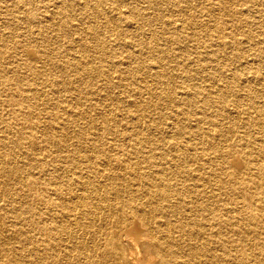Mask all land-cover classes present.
Instances as JSON below:
<instances>
[{
    "label": "bare ground",
    "instance_id": "bare-ground-1",
    "mask_svg": "<svg viewBox=\"0 0 264 264\" xmlns=\"http://www.w3.org/2000/svg\"><path fill=\"white\" fill-rule=\"evenodd\" d=\"M137 1L19 0L18 6L13 3L5 4L0 15V26L3 27L0 29V60L11 57L6 53L12 52L11 59L16 65L10 66L14 71L11 74L5 72L6 68L0 65V110H4L0 112V212L7 213V202L14 208L11 190L16 188V184L19 186V182L36 199L35 207L29 204L25 208V213H28L25 228L27 233L32 232L28 235V240L21 239L25 235L23 225L5 228L1 224V214L4 213H0V263L1 258L5 257L8 264H20L21 261L28 264H57L66 255L72 260L68 264H103V252L97 256L94 245L85 252L86 242L80 236L89 231L102 232V227L97 230L93 223L95 221L96 224L100 217V212L97 211L100 203L111 196L118 199L122 210L129 211L144 225H148L150 231L154 232L155 228L150 223L156 224L155 218L163 226L162 236L153 234V242L150 244L167 264L264 262L253 252H247L235 244H228L227 240L233 238L241 243L248 240L252 247L264 249V98L263 101L259 100L264 97L263 57L247 69L240 66L225 70L220 68V72L226 71L231 75L225 84L210 81L199 86L193 82V78H189L192 90L186 89L189 91L187 96L184 94L177 100L179 109L174 113L168 129L163 130L160 127L154 136L149 132L156 127L151 118L147 126L149 130L144 133L135 131L133 123L141 120L144 112L136 101L131 100V104L138 107L135 111L139 114L131 116L130 129L126 132L127 142L114 140L112 147L115 149V158L107 142L98 143V138L82 135L83 132L78 130L75 132L78 144L70 147L65 144L68 135L64 128L71 129L72 134L75 130L73 121L66 120L65 115L76 121L85 119L87 126L98 121L105 124V129L108 128V123L117 120L113 109L109 111L113 119L104 112L91 114L98 109V98L103 100L110 97L103 85L109 84L110 88L123 85V77H134L140 83L136 87L137 93L142 95L148 89V81L136 72L143 68L146 70L141 55L149 51L152 53L158 48L153 45L157 42L152 35L139 40V50L131 55L133 65L129 64L124 70L117 69L120 73L117 81H112V75L104 73L98 64L106 49L96 40L102 20H98L102 8L109 5L115 9V15L103 18L110 27L133 23L138 33L142 24H151L153 19L145 15ZM161 1L166 2L170 9L178 6L180 2L159 0ZM157 2L150 0L147 3L148 6H153ZM220 5L225 6L224 2ZM14 8L20 12L19 17L14 14ZM49 8L51 10H47ZM205 10L208 11H205L206 20H213L214 23L211 25L212 23L203 22L204 25L210 24V28H204L215 43V48L209 51L211 43L203 48L208 51L207 61L218 65V46L223 47L228 40L232 45L230 56H233V60L240 57V52H234L235 48L239 49L240 42L234 35L225 32L228 21L224 20L229 16L231 21L241 22L238 14L240 12L229 11L215 15L210 8ZM253 16L254 21H257L256 26L259 27L258 17ZM173 20L175 19L169 21V25L185 31L187 27L182 20L179 23ZM189 21L192 23V18ZM244 24L247 25L246 22ZM261 26L263 29L260 35L263 36L264 24ZM3 30L7 31L2 33ZM180 31L175 32V41L180 42ZM113 35L114 32L109 34ZM61 38H67V48L78 57L66 58L63 62L55 60L54 54L62 53L63 47L58 41L54 44L55 39ZM258 39L261 41L250 43L258 52L264 53V39ZM30 47L38 50L46 67L68 72L69 79L60 81L55 72L50 73L22 61L21 54L24 55ZM189 51L188 48L185 50L188 53ZM192 53L196 55L199 51ZM88 56H91L90 60ZM97 58L99 61L95 62ZM17 68L29 71L30 78L20 74ZM249 68L256 85L245 88L244 74ZM190 73L188 70L186 74ZM151 75L156 85L163 84L165 73L159 65L151 70ZM102 76H106L105 79ZM33 79H36V85L43 81L57 83L63 90L60 92L68 93V97H64L60 105V102L48 96L43 86L33 84ZM72 79H75L74 83L71 82ZM92 79L100 80L102 89L93 95L82 96L83 84L87 86ZM6 90L10 93L5 94ZM154 93L158 98L166 97L169 102L175 103V99L169 97L171 95L168 91L162 89ZM92 96L97 98L92 99ZM229 98H234L232 105L236 109V116L227 125L216 115L213 117L210 112L214 109L217 112L219 105L227 103ZM178 113L181 118L177 117ZM188 113L192 116L194 113L198 115L190 118ZM47 116L57 125L43 126L41 122ZM218 116H224V112H220ZM191 120L195 123L192 124ZM184 122L191 125L186 124V129ZM256 130L258 133L253 136ZM119 133L116 132L117 135ZM34 140L40 144L45 142L46 146L61 148L60 152L45 154L44 149H41L35 156L31 152ZM236 155L244 161L243 172L248 175L250 169L256 167L255 175L263 179V183L252 189L248 188L249 175L241 180L239 186L229 181L238 177L233 168L235 160L232 158ZM97 163L105 165L99 172L95 170ZM171 178H179V183L173 185ZM129 180L133 182L130 184ZM209 184H213L211 186L217 190L220 187L226 188L231 197L226 199L220 194L213 195V192L205 191ZM244 192L249 194L248 200L243 198ZM124 193H127L126 197ZM89 195L96 196L98 202L85 204ZM208 200H212V203ZM136 224L135 220L132 228H126L120 233L121 239L131 245L127 249L129 263L155 264L156 256L140 246L142 236L135 232L134 229L138 227ZM107 228L108 226L104 227ZM19 250L25 252L23 256L18 253ZM204 251L208 255L203 253L204 257L200 255L196 261V255Z\"/></svg>",
    "mask_w": 264,
    "mask_h": 264
},
{
    "label": "rangeland",
    "instance_id": "rangeland-1",
    "mask_svg": "<svg viewBox=\"0 0 264 264\" xmlns=\"http://www.w3.org/2000/svg\"><path fill=\"white\" fill-rule=\"evenodd\" d=\"M18 1L19 0H0V2L2 3V4L0 3V15L4 10L3 8L5 7V4L13 3L14 5L18 6L19 5ZM155 1L156 0H153V2ZM157 1L158 2L156 3V5L153 6L151 5L148 6L147 2L150 3V0L137 1L138 7L145 13V15L150 16L153 19L151 24H142L140 26L141 29L139 30L138 33H137V27L136 25H135L136 28L133 27V23H128V24L123 23L122 25L119 24L110 27L107 21L106 22L103 21V18L111 15H115V9H113L114 8L113 6L111 7L109 5H107L105 8H102L101 17L98 19L101 20L102 18V20L100 21V26L97 31L96 40L98 41L99 45L102 48H106V49L104 50V54H102V56L100 57L101 60L98 63L100 65V68L104 71V73L108 75L110 74L112 75V81L113 80L117 81L118 78L120 77L119 70H124V68L129 66V64L133 65L134 60L133 57H131V55L132 54L135 55L136 51L139 50L138 47L139 40L147 39L150 35H152L154 40H156L157 42L154 43L153 45L158 46V48L157 49L155 48L154 52L152 53L149 51L141 55L143 60V65H145L146 70H144L143 68V70L136 72L139 76L141 77L144 76V78L148 81V86H147L148 89L145 90L142 95L137 93L136 87L140 83L137 82L136 81L137 78L134 77H128V78L123 77L122 84L124 86L118 84V86L117 85L111 86L110 88L109 84L103 85V88L109 92L110 97H107L106 99L103 100L98 98L97 100L99 104L98 109L96 111H93L91 114L94 115V113L104 112L110 118H112L109 114V111L113 109L116 113L117 120L114 119L113 123H108V128L105 129V124H101L98 121L94 123L92 126H87L85 123L86 122L85 119H83V121H79V120L76 121L73 120L69 115H65V119L69 121H73V124L75 125L74 126L75 130L73 134L71 129L67 127L64 128L65 134L68 135V140L65 143L67 147L78 144L77 142L78 138L75 135L76 130H78L79 132H83L82 135L87 134L89 137H96V139L98 138V143L107 142V144L110 145L112 149L111 154L114 155L115 149H113L112 147L114 144V140L119 142H121V140L127 142L126 132L129 131L130 129V123L132 122L131 116L134 114H139L138 112L135 111V109H137L138 107H141V109L144 112V115L141 117L142 118L141 120L134 121L133 125L135 131L144 133L145 131L149 130V127L147 126L152 119L156 127L154 129H151L149 132L151 133V135L154 136L157 133L158 129H160V127H163V130H165L166 128L168 129V126L170 125V123L174 118L173 117L174 113H176V110L179 109V104L177 100L180 97L184 96V94L189 92L186 90V89H190L191 87L190 86L191 80H189V78H193V82L197 83L199 86L204 85L206 82H210V81L214 83L220 82L222 84H225V82L230 79L229 77H231V75L229 74V72L226 71L220 72L219 71L220 68L223 67L225 70V68H234L235 66H240V67H245L247 69L249 66L251 67L254 66L261 57L264 58V53L258 52L255 46L250 43V42L252 43L260 42L261 39L258 38L264 39V35L263 36L260 35L261 30L263 29L261 25L264 24V0H217V2L215 0H180L179 5L171 9L166 2L164 1L159 2V0ZM221 2H224L225 6L221 7L220 5ZM205 8H210L215 15L221 12L229 13V11L240 12L238 14L240 16V19L242 20L241 22H238L236 20L231 21V17L229 16L224 18L225 21H228L226 26L227 29L225 30V32L230 33L231 36L234 35L236 39L240 42L239 49L235 48L234 50V52H240L242 54L240 57L234 58L233 60V56L232 57L230 56L229 52L231 51L232 45L230 43V40H228V42H224L223 47L221 46H218L219 48L217 47L218 48L217 51L219 52V58H220L219 64L217 65V64H213L210 61H207L206 54L213 47L215 48L214 46L215 43L213 42V40H211V37L207 34L204 28L205 26L210 28V24L212 23L211 25H213L214 23L212 22L213 20L210 21L206 20L207 16L205 15V11L206 13H208V11L205 10ZM47 10H51V9L49 8ZM14 14L18 15V17L20 16V12H18V10L15 8H14ZM253 15H256V17H258V21H260L259 27L256 26L257 24L255 23L257 21L256 22L254 21L255 19L253 18L254 17ZM189 18H192L193 21L192 23L189 21ZM234 18H236V16H234ZM172 19H175L173 21L177 23L181 22L182 20L183 24L187 27L185 31H180L179 28H178L179 30H177L173 28V26L169 25V21H171ZM203 22L210 24L204 25ZM244 22H246L247 24L246 26ZM1 28L3 27L0 26V29ZM214 29H215V25L213 26V31ZM9 30L12 31V29H8V31ZM5 31L3 30L2 33L3 32L5 33ZM20 31L21 29L18 30L19 33ZM176 31H180V35H181L180 42L175 41L173 38V36L176 34L175 33ZM71 32H73V30H71ZM111 32H114L113 36H109ZM66 39L65 38H61L60 40L55 39L54 44H57L58 41L63 45L62 53L59 52L54 54V58L58 62H63L66 60V58L74 59V57H78L77 54L73 53L72 50H69L67 48L66 46L67 44H65ZM210 43L212 44V46L210 48L208 47V51L203 49L204 47H207V44ZM183 46L185 47V50L187 48L188 50L190 49L189 53L183 50ZM33 49L34 48L31 47L27 48L25 54L24 55L21 54L20 57H22L23 59L22 61L29 62L30 64L34 65L35 68L40 67L41 69H46L50 73L55 72L57 75H59L58 79L60 81L69 79L68 72L63 73L62 71H59L56 68L49 69V67H46L44 60L38 53V50L37 49L33 50ZM192 51H199V53L194 55ZM6 54L8 55V57L9 56L11 57L9 58L6 57L5 59L0 60V65L6 68L5 72L8 71L7 73L11 74L14 71L10 68V66L15 64V62H13V59H11L13 56L12 52H7ZM90 57L91 56H88L89 60ZM98 61L99 59L97 58L95 62ZM158 65L161 67L162 72L165 73V75L163 76L164 82L161 85H156L151 75V70ZM17 70L20 74H23V76H27L28 78H30L29 71H27L26 69L17 68ZM188 70L191 71L190 74H186ZM244 75L246 77V79H244L243 82V84L246 85L245 88H249L256 85L253 82L252 79L253 77L251 76L252 74L250 68L245 72ZM105 77L106 76H102L101 78L105 79ZM74 80L75 79H72L71 82H73ZM35 81L36 79H33V84L36 85ZM126 83L129 84L127 85ZM101 85L102 84L100 83V80H96V79H92L87 86L83 84L82 96L86 94L93 95L94 92H96L99 89H102ZM36 86L38 87L43 86V88L47 90L48 96L53 98V100L55 101L57 100V102H60L64 97L68 95V93L65 94L63 92H60L63 91L61 90V87H59L57 83H53L52 81L51 82L43 81V83L40 82V84H37ZM182 86L185 87V90L183 89ZM162 89L168 91L171 95L169 97L175 99L174 104L168 101L169 98L166 97L163 98L162 96L158 98L155 96L154 91L158 92V90H162ZM6 93H10V91L6 90L5 94ZM130 97L131 99H128ZM95 98L97 97L92 96V99ZM263 98L264 97L262 96L259 98V100L263 101ZM233 99L234 98H229L228 99L229 101L227 103L220 104L217 112L215 111V109L213 112H210L213 113L212 116L215 117L216 115L221 122H224V124L227 125L231 124L234 121L233 116L234 117L236 116V109L232 105V103H234ZM131 100L136 101L137 105L139 106L137 107L131 104L130 102ZM59 104L61 105L62 103L60 102ZM0 112H4V110H0ZM151 112L153 113L150 115ZM220 112H224V116H218ZM196 114L198 115V113H194L193 116L191 113L190 114L188 113L187 115L190 118L191 117L194 118L195 116H197ZM177 117L181 118V114L178 113ZM50 119L51 118H49V116L45 117L42 121L43 123L41 122V124L43 126L57 125L55 121H51ZM191 123L194 124L195 121L191 120ZM191 123L184 122L186 129H187L186 124L191 125ZM56 130L58 129H55V131ZM116 132H120L119 133L120 135H117ZM257 133H258L257 130L254 131L253 136H255V134ZM32 148L33 150L31 152L35 156L40 152L41 149H44L45 154L56 151L60 152L61 149L58 147L46 146L45 142L40 144V142L39 141L37 142L36 140H34V144ZM20 156H17V158ZM115 157L116 154L114 155V158ZM232 158L235 160L233 164L234 165L233 168L237 171L238 177L236 179H229V181H233L234 185L239 186L241 185V180L247 175L243 172L245 169V164L244 161H242V159L237 155ZM18 163L23 164V162H18ZM97 164L98 166L95 167L96 172H99L100 169L105 167L104 164H100V165L99 163ZM24 170H26V168H24ZM255 172H257L256 167H252L248 174L250 180V184H248V188L250 189H252L256 185H260L261 183H263L262 181L263 179L258 178L255 175ZM22 177L24 178V176ZM129 182L131 184L133 180H129ZM170 182L173 185L178 184L179 178H171ZM211 185L213 184H209V187H207V190L205 191H211L213 192V195L220 194L222 197L226 199L231 197L227 192L226 188L223 187L221 188L219 186L220 189L217 190L216 187H213ZM19 186L16 184L15 186L16 188L14 190L13 189L11 190L12 192L11 199H14L13 201L14 208L12 209L10 207V204L8 205L7 202L5 203L7 208V213L0 212V213H4L1 214L3 218L1 224L5 226V228L10 226H11L10 228H12L13 226L21 227L23 225L25 235H22L21 239L25 240L29 237L28 235L32 234V232L27 233V228H25L28 221V213H25L26 212L25 208L29 204L34 206V202L36 198H34L31 195L28 189L22 188V184L20 182H19ZM41 188H42L41 190H43V186ZM123 195L126 197L127 193H124ZM242 196L245 200H248L250 198L249 194H247L246 192L242 193ZM209 197L212 196L210 195ZM208 201L212 203V200H208ZM96 202H98V199L94 195L92 196L89 195V198L85 200V204L87 205L95 204ZM97 211L100 212V217L96 221V224L94 221L93 223L94 228L99 230V228L102 227L103 230L102 232H98V233L89 231L87 232L86 235L80 236L86 242L85 252H87V250L94 245L96 246L97 249L96 250L97 256H100L102 252L104 254L102 255V260L104 261L103 264H130L127 258L128 256L127 249L131 245L129 242H126L125 240L121 239L120 233L126 228H132L133 223L136 220L137 222L136 225L138 227H136L134 230L135 232L138 233V235L142 236V239L140 241L141 248L145 251H149L150 253L156 256V260L154 261L155 264H167L164 258H162V256L159 255V253L156 250H154L152 245L150 244V242H153L151 238L153 234H156L155 236L158 237L162 236L161 232L163 226H160V224H158V220H156V218H155L156 224L154 222L150 223L152 224V227L155 228L154 232H152L148 229V225L147 226L144 225L142 221L134 217L133 214L131 215L129 211L127 212L122 210V206L121 204L118 203V199L115 200L112 198V196L110 199L102 201ZM105 226H108V228L104 229ZM11 240L12 239L10 238V241ZM227 240H228V244H232V245L235 244L238 247H242L247 252L250 253L253 252L254 254L257 255L259 259L264 260V253H262L264 252V249L257 248V246L252 247L251 243L248 240L245 241L244 243H241L240 240L234 241L233 238H228ZM68 244H70V242ZM214 245L215 244H213V247ZM215 252L217 253L218 251L215 250ZM18 253L23 256L25 252L22 253L19 250ZM203 253L205 255H208V253L204 251L201 252V254H199L198 256L196 255V258L194 259L197 261L200 255L203 258L204 257ZM162 259L164 260L163 263H161ZM68 261H72V260L70 257H67L65 255L64 258H60L57 261L58 262L57 264H68L67 263ZM215 263L218 264V262H212L211 264H215ZM249 263L253 264L252 262L249 261H247L244 264H249ZM0 264H8L7 259H5V257H2ZM20 264H28V262L21 261ZM255 264H264V262L263 263L255 262Z\"/></svg>",
    "mask_w": 264,
    "mask_h": 264
}]
</instances>
